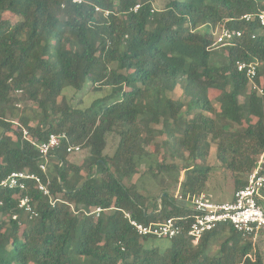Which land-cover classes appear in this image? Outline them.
<instances>
[{"label":"trees","instance_id":"trees-1","mask_svg":"<svg viewBox=\"0 0 264 264\" xmlns=\"http://www.w3.org/2000/svg\"><path fill=\"white\" fill-rule=\"evenodd\" d=\"M154 1L0 0V182L13 171L38 174L56 200L34 179L23 190L0 186V264H264V230L254 242L223 223L196 241L184 220L183 233L162 248L125 217L148 224L190 214L164 177L158 195L141 192L134 178L142 164L192 197L211 180L215 145L235 194L264 151V0H169L160 9ZM223 26L242 35L215 44ZM237 62L258 63L256 88ZM88 84L109 92L86 107L64 93ZM23 128L37 142L66 137L43 156ZM159 134L181 167L153 165ZM69 145L87 159L72 161ZM24 195L37 216L19 207Z\"/></svg>","mask_w":264,"mask_h":264},{"label":"built area","instance_id":"built-area-1","mask_svg":"<svg viewBox=\"0 0 264 264\" xmlns=\"http://www.w3.org/2000/svg\"><path fill=\"white\" fill-rule=\"evenodd\" d=\"M73 2L81 3L82 0H73ZM138 7L139 4L135 6V10ZM96 10L103 11L100 7H96ZM104 13L108 14L109 11ZM257 16L259 23L264 25V9L260 10ZM254 17L255 15L251 13L242 16L247 21L252 20ZM241 35V30L223 26L217 32L215 44H229L234 37ZM257 66V62H237L238 70L246 73L254 88H256L254 77L257 72ZM260 91L262 90L260 89ZM16 123L20 124L17 121ZM23 135L24 138L29 139L37 147L39 153L43 156H47L50 150L59 146L62 138L66 137L65 134L52 133L48 140L37 142L29 138L28 130L24 128ZM80 150L81 147L79 145H69L67 148L68 152ZM39 167L43 173H47V161L41 162ZM27 179H34L42 194L49 198L53 206L55 205L56 200H54L48 186L49 180L45 181L38 174H30L26 171H13L6 179L0 182V186L23 190L26 188ZM246 179L247 183L235 192L231 201H216L211 194L205 191L192 197H184L179 189L176 198L179 199L180 204L188 205L190 208V214L186 216L170 217L162 221L145 224L133 218L130 212L126 211L124 214L136 233L142 237L175 238L183 233L185 228L184 220H189V222L187 221L188 234L194 237L196 241L205 231L212 230L219 224L226 223L240 231L244 236L251 237L255 242L259 233L264 230V151L260 154L257 165ZM19 207L30 218L38 215L36 205L29 195H24L20 198ZM101 211L102 208L98 207L93 210V213L99 215ZM122 249L124 250L123 247Z\"/></svg>","mask_w":264,"mask_h":264},{"label":"rangeland","instance_id":"rangeland-1","mask_svg":"<svg viewBox=\"0 0 264 264\" xmlns=\"http://www.w3.org/2000/svg\"><path fill=\"white\" fill-rule=\"evenodd\" d=\"M169 0H155L154 1V8L160 9L164 6V4ZM109 92L107 87L102 86H96L95 88H90V85L88 84L84 91L76 92L72 87H66L64 90V93L67 95V97L72 101L73 104L79 105L81 107H86L91 104V102L97 98L106 95ZM171 96L175 98H179L181 96L180 91L169 93ZM33 108L31 105H29V109L27 112L30 114L33 113ZM158 128H162V125L160 124ZM3 133V129L0 126V137ZM167 137L166 134H159V137L157 138L156 145H158V151L155 152V158L153 165L156 166L159 163L163 164H174L178 167H181V165L184 163L181 157H177L176 155L172 154L171 149L166 147L164 144V140ZM116 145L115 139L111 136L108 141L107 151L113 152ZM153 149L155 146L152 147ZM71 160L77 163L83 162L85 159H87V151L86 150H80L76 152H72L71 154ZM194 164L201 165L202 162L195 160L193 162ZM207 165L213 166L212 170V176L211 180L207 182L206 190L205 192H208L212 195V198L216 201H231L234 197L231 181L228 179L222 168L220 167V163L217 160L216 154H215V145H213L210 154L207 158ZM49 167V164H48ZM145 164H142L140 166V173L135 176L134 180L137 181L139 184V188L141 192L143 193H150L152 195H158L160 193L161 189V179L164 177L167 180L166 188L169 191L171 195H174V199L176 202L181 203L179 199L176 198V195L179 190V185L174 188L171 181V176L167 172H162L161 175L157 178L151 176V170H147ZM155 171H158L157 168H155ZM180 180L184 178V170L180 173ZM248 175L246 176V178ZM164 194V193H163ZM149 243H154L156 245H159L162 248H166L169 246L170 241L166 238H156L151 239ZM216 244V243H215ZM219 243H217L214 247L217 248Z\"/></svg>","mask_w":264,"mask_h":264}]
</instances>
